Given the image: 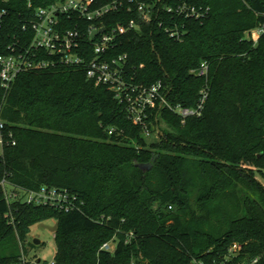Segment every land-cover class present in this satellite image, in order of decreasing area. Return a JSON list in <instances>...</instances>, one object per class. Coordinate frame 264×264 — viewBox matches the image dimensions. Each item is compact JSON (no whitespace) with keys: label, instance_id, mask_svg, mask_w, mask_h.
Segmentation results:
<instances>
[{"label":"trees","instance_id":"trees-1","mask_svg":"<svg viewBox=\"0 0 264 264\" xmlns=\"http://www.w3.org/2000/svg\"><path fill=\"white\" fill-rule=\"evenodd\" d=\"M57 1L0 0L4 44ZM183 4L205 16L167 12ZM159 6V18L122 35L113 53L128 54L136 84L162 80L173 104L195 107L206 92L203 114L182 122L165 109L163 134L151 140L82 69L30 71L0 85V118L16 141L3 147L0 175L26 190L67 189L80 207L9 205L0 188V244L12 236L23 244L33 225L55 218L57 264H264V32L251 33L264 26V0ZM203 63L206 75L192 73ZM111 241L115 250L103 249ZM0 264L34 262L0 252Z\"/></svg>","mask_w":264,"mask_h":264},{"label":"built area","instance_id":"built-area-1","mask_svg":"<svg viewBox=\"0 0 264 264\" xmlns=\"http://www.w3.org/2000/svg\"><path fill=\"white\" fill-rule=\"evenodd\" d=\"M31 6V4H30ZM167 12L186 18L200 19L205 13L186 4L177 8L167 7ZM122 14L120 20L110 26L105 22L113 14ZM159 0H58L46 7L37 8L34 16L22 26V37L15 36L4 44L3 24L0 15V85L8 89L25 72L49 71L59 68L82 69L97 85L110 89L124 104L129 118L143 130L144 137L158 140L165 124L162 112L169 109L182 119L201 116L207 93H203L195 107L173 104L168 97V87L162 80L153 85L136 84L128 67V54H114L122 35L159 18ZM104 28V29H103ZM170 36L181 38L177 30L167 29ZM264 26L252 30L257 40ZM209 66L203 63L192 73L204 76ZM114 129L110 130L113 134ZM9 135V137H8ZM12 134L6 133V125L0 118V144H16ZM1 169V162H0ZM0 188L9 205L17 202L35 205H52L67 211L80 209L79 197L67 189L42 186L36 190L20 188L9 181L5 171L0 175ZM117 243L104 244L103 249L115 250ZM234 244L231 251L240 250ZM257 260H255L256 262ZM39 264V263H36ZM49 264H57L54 259Z\"/></svg>","mask_w":264,"mask_h":264},{"label":"rangeland","instance_id":"rangeland-1","mask_svg":"<svg viewBox=\"0 0 264 264\" xmlns=\"http://www.w3.org/2000/svg\"><path fill=\"white\" fill-rule=\"evenodd\" d=\"M2 153L3 146L0 144V157ZM56 230L57 220L55 218L38 222L32 226L31 232L23 244L17 237L12 236L0 244V252L4 254L20 253L34 264H36V260H41L43 264H49L55 259L57 251ZM36 240H39L40 243L37 244ZM24 248H26L27 253ZM245 262L241 261L240 264H245Z\"/></svg>","mask_w":264,"mask_h":264},{"label":"water","instance_id":"water-1","mask_svg":"<svg viewBox=\"0 0 264 264\" xmlns=\"http://www.w3.org/2000/svg\"><path fill=\"white\" fill-rule=\"evenodd\" d=\"M103 29H104V28H103ZM141 167H142L143 169H149V168L152 167V164H142ZM35 242H36L37 244L40 243L39 240H36Z\"/></svg>","mask_w":264,"mask_h":264}]
</instances>
